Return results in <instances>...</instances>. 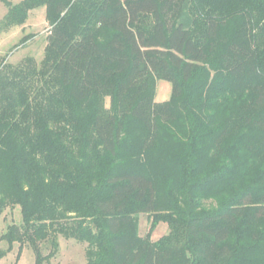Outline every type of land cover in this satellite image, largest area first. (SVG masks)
Instances as JSON below:
<instances>
[{"label":"trees","instance_id":"16d2710c","mask_svg":"<svg viewBox=\"0 0 264 264\" xmlns=\"http://www.w3.org/2000/svg\"><path fill=\"white\" fill-rule=\"evenodd\" d=\"M2 2L0 30L44 8L48 33L0 61V259L62 236L85 264H264V0Z\"/></svg>","mask_w":264,"mask_h":264},{"label":"rangeland","instance_id":"374dc122","mask_svg":"<svg viewBox=\"0 0 264 264\" xmlns=\"http://www.w3.org/2000/svg\"><path fill=\"white\" fill-rule=\"evenodd\" d=\"M12 4H17L20 0H8ZM6 13V7L0 0V21ZM48 33V26L44 19V8L31 11L28 18L22 26L11 27L0 30V61L5 58V62L15 65L20 63L26 57H32L39 63L43 57V51L46 45L45 38ZM30 35L23 46H19V41ZM171 95V83L169 80H158L156 83L155 101L163 102L169 99ZM21 223V210L19 206L6 208L0 215V235L5 232L7 226ZM150 220L147 215L139 216V235L145 236L149 229ZM168 231L165 223H159L151 235V240L156 241L164 236ZM58 249L53 257L44 264H85L86 244L77 242L73 239H65L62 236L57 237ZM6 242H0V248H8ZM42 247L43 255L50 252L48 244ZM0 264H35V256L30 246L24 243L21 247L19 243L10 246L8 252L0 259Z\"/></svg>","mask_w":264,"mask_h":264}]
</instances>
